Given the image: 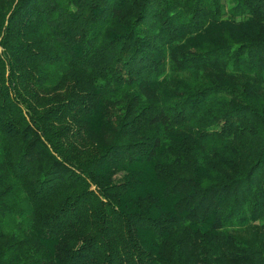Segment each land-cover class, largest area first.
<instances>
[{
    "label": "trees",
    "instance_id": "1",
    "mask_svg": "<svg viewBox=\"0 0 264 264\" xmlns=\"http://www.w3.org/2000/svg\"><path fill=\"white\" fill-rule=\"evenodd\" d=\"M0 264H264V0H0Z\"/></svg>",
    "mask_w": 264,
    "mask_h": 264
},
{
    "label": "rangeland",
    "instance_id": "2",
    "mask_svg": "<svg viewBox=\"0 0 264 264\" xmlns=\"http://www.w3.org/2000/svg\"><path fill=\"white\" fill-rule=\"evenodd\" d=\"M223 5V17L228 18L229 16V8L233 6L234 0H221Z\"/></svg>",
    "mask_w": 264,
    "mask_h": 264
}]
</instances>
